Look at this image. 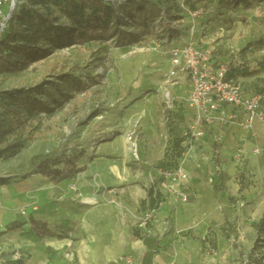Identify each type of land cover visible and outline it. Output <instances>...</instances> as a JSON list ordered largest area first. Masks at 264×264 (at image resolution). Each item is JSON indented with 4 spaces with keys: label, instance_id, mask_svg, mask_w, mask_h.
<instances>
[{
    "label": "rangeland",
    "instance_id": "374dc122",
    "mask_svg": "<svg viewBox=\"0 0 264 264\" xmlns=\"http://www.w3.org/2000/svg\"><path fill=\"white\" fill-rule=\"evenodd\" d=\"M102 1L114 6L116 17L107 31L89 33L87 38L84 18L62 14L52 0L48 3L56 18L53 28L67 30L66 38L56 31L48 36L31 15L20 22L50 55L27 60L17 70H0V114L9 120L10 110L21 113L19 124L6 123L0 139V185L40 175L38 164L48 158L61 163L41 175L54 181L76 176L73 190L78 185L91 188V161L96 156L118 155L123 140L135 160L141 150L156 156L151 143L155 136L165 140L167 134L164 157L176 141H183L179 160L192 172L190 183L197 188L203 182L215 191L218 214L223 213V218L209 221L197 237L198 256L184 264H264V227H258L264 215V155L251 151L264 148V136L246 131L255 141L249 150L238 149L242 157L234 160L230 174L229 164L219 159L224 139L212 141L207 149L203 137L190 142L185 135L198 113L189 102V80L168 83L169 49L193 37L196 30L193 43L210 46L204 51L212 56L218 48L233 50L242 42L239 58L255 64L264 77V0ZM10 5L2 9L4 17L9 16ZM62 5L74 13L71 6ZM11 44L15 43L5 44L3 50L11 52ZM194 146L196 161L190 157ZM140 164L151 169L150 163ZM131 255L133 264L151 263V258L131 253L115 264H128Z\"/></svg>",
    "mask_w": 264,
    "mask_h": 264
},
{
    "label": "crops",
    "instance_id": "0c3cea01",
    "mask_svg": "<svg viewBox=\"0 0 264 264\" xmlns=\"http://www.w3.org/2000/svg\"><path fill=\"white\" fill-rule=\"evenodd\" d=\"M196 34L197 30L193 37L188 36L181 43H196ZM235 46L233 50L218 48L213 53L214 60L232 62L237 70L234 75H240L232 79L242 82L249 90L264 88L262 72L252 62L239 58L242 42ZM203 129L201 142L206 143L207 149L212 141L224 139L219 159L229 164L230 174L238 161L234 156L241 153L242 157L243 152L238 149L244 146L249 150L255 141L238 123L205 125ZM252 130L263 137L264 123L257 122ZM120 143L118 155L96 156L91 161V188L78 185L73 190L76 176L72 175L55 181L41 174L32 175L0 185V260L5 258L7 264H115L122 256L133 253L139 259L151 258L150 264H184L186 259L198 256L201 246L197 237L204 233L209 221L223 218V213L218 214L220 205L215 200V191L203 182L194 188L190 183L192 172L184 165L190 175L184 188L189 201L182 203L168 189L161 188L164 202L155 225L136 237L134 227L143 210L149 209V188L154 181L159 182L158 167L168 137L166 134L162 141L155 136L151 149L156 151V156L141 150L137 160L131 156L128 143L124 140ZM196 149L194 146L190 152L193 161L197 158ZM140 163H150L151 169H144ZM22 210L32 214L48 234L39 236L29 221L21 229L8 232V226L22 218Z\"/></svg>",
    "mask_w": 264,
    "mask_h": 264
},
{
    "label": "built area",
    "instance_id": "2783aa9c",
    "mask_svg": "<svg viewBox=\"0 0 264 264\" xmlns=\"http://www.w3.org/2000/svg\"><path fill=\"white\" fill-rule=\"evenodd\" d=\"M8 3L12 4V0H0V32L5 29L9 20V16L4 17L2 12ZM169 55L168 83L176 85L182 76H186L191 86L189 102L198 111L190 131L185 134L190 142L204 137L205 125L238 123L243 130L250 131L257 122L264 123V94L250 92L242 82L229 79L227 66L215 61L211 52L201 50L193 42H176L169 49ZM229 108L231 111H228ZM253 154L264 155V148H254ZM240 158L241 153L234 156L235 160ZM159 179L161 181L155 187V193H161V188H165L180 202L189 201L184 188L190 175L182 163L174 170H159ZM162 204L160 202L158 207L149 208L142 213L134 227L135 233L141 235L155 225L157 212ZM22 215L27 216L28 212L23 210ZM126 262L133 264L134 257H127Z\"/></svg>",
    "mask_w": 264,
    "mask_h": 264
},
{
    "label": "trees",
    "instance_id": "16d2710c",
    "mask_svg": "<svg viewBox=\"0 0 264 264\" xmlns=\"http://www.w3.org/2000/svg\"><path fill=\"white\" fill-rule=\"evenodd\" d=\"M56 6L60 7L62 14H68L71 18H84L82 25L85 27L84 38H87L89 33H96L101 31H107L109 26L116 17L117 10L114 6L105 3L102 0H52ZM176 1V0H173ZM49 0H18L17 6L6 23L5 29L0 32V70H17L25 61L37 59V58H47L50 52L47 51L43 46H39L33 40V35L28 36L30 29H24L20 24L28 16L31 15L32 21L35 20L36 27L39 26L43 28L48 36H53L55 31L60 37L66 38L69 33L63 27L54 30L53 23L56 18L54 15V10L51 4L49 5ZM62 2L66 3V6H71L74 9V13H70L66 7L62 5ZM192 10H195V5L191 4ZM32 8H35L33 11ZM91 11V14L89 12ZM164 16L167 18H173L164 11ZM34 17V19H33ZM88 25V26H87ZM154 31L157 30V26H154ZM80 30H77V32ZM174 36V35H173ZM11 44V52H5L3 50L5 44ZM232 62L223 63L228 68V78L238 77L240 75H234L236 69L233 68ZM233 73V76L231 75ZM248 89V88H247ZM249 90V89H248ZM250 92H257L264 94V88H256L254 90H249ZM7 113V112H6ZM11 117L7 120L5 114H0V139L4 136V128L6 123H11L13 126L19 124L21 121V113L15 108L10 110ZM182 143L183 141H176L173 149L170 147L165 155L164 159L160 162L158 167L159 170H174L180 165V158L182 157ZM174 152L177 153L178 157L174 156ZM78 157L76 160H79ZM60 161H52L51 159H42L38 164V169L41 174L46 175L48 172L52 171V168L59 165ZM55 177H59V172H56ZM161 179H159V182ZM158 182V183H159ZM158 183H154L152 188L149 190L150 204L149 208L158 207L160 202H164V197L160 192L155 193V187ZM31 222L33 228L39 236H45L46 227L42 224L36 222L32 214L28 216H22L17 222L8 226L7 231L12 232L21 229L27 222ZM259 229L264 227V215L259 224ZM137 234V233H135ZM139 234H137L138 236ZM256 250V249H254Z\"/></svg>",
    "mask_w": 264,
    "mask_h": 264
},
{
    "label": "water",
    "instance_id": "95a60500",
    "mask_svg": "<svg viewBox=\"0 0 264 264\" xmlns=\"http://www.w3.org/2000/svg\"><path fill=\"white\" fill-rule=\"evenodd\" d=\"M18 0H12V5H11V9H10V14H9V18L11 17V15L13 14L16 6H17Z\"/></svg>",
    "mask_w": 264,
    "mask_h": 264
},
{
    "label": "bare ground",
    "instance_id": "6f19581e",
    "mask_svg": "<svg viewBox=\"0 0 264 264\" xmlns=\"http://www.w3.org/2000/svg\"><path fill=\"white\" fill-rule=\"evenodd\" d=\"M12 5V4H11ZM11 5H10V7H11ZM134 146H135V144H134ZM4 189H5V187H4ZM18 246L21 248L22 247V245L21 244H18Z\"/></svg>",
    "mask_w": 264,
    "mask_h": 264
}]
</instances>
